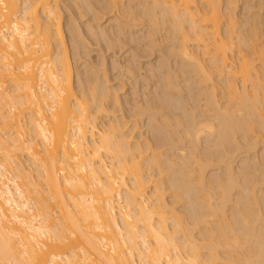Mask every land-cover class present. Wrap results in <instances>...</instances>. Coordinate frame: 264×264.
Returning <instances> with one entry per match:
<instances>
[{
	"label": "bare ground",
	"instance_id": "6f19581e",
	"mask_svg": "<svg viewBox=\"0 0 264 264\" xmlns=\"http://www.w3.org/2000/svg\"><path fill=\"white\" fill-rule=\"evenodd\" d=\"M32 1H34L33 4L30 0H0V109L5 110V113L0 110V264H217L218 262L219 264H264V207L257 200L258 196L255 199L256 192H253L257 180L254 183L245 182L246 184L239 182L240 190L237 191L238 194L235 192L236 199L233 197L235 201H232L235 203L233 205H235L236 214L233 211L231 218L226 220L222 216L221 209L227 201L229 202V198H232L230 192L232 193L235 187H239L235 185L236 179L234 181L231 175L232 178L225 177L228 178L225 181L216 176L217 180L214 178L208 181V179V182L204 183L205 185L207 182V187L202 186L204 181L201 171L206 165L199 164L200 166L196 168L199 169V175L193 176L197 170L188 169L191 167L189 160L181 158L179 164L186 161L189 163L185 162L188 168L184 169L186 166L183 163L184 167L180 166V171L176 169L175 172L180 175L166 189L169 187L172 191L171 205L182 201L185 208L188 206V210L179 214L175 213L173 207L170 208V204L163 199L165 191L160 190L163 187L160 181L163 179L159 177L155 184L160 182V187L159 185L157 187L153 184L152 178L145 175L142 169L146 165L154 166L157 167L156 171L159 169L165 174V171L171 168L168 174L172 175L170 172L174 165L171 164L172 161L167 160L171 164V167H167L168 163H160V156L156 155L159 153L154 154V151L150 153L153 155H148L149 158L142 156L143 151L138 152L139 143L137 142V147L136 144L131 143L129 135L124 132V124L118 120L109 122L108 126L106 124L104 127L97 128L95 113H100L105 105L103 102H97L96 99L99 100L100 97L102 101L101 97H106L107 94L102 93L96 97L97 90L94 91V86L91 87V93L89 88L88 92H84L85 89L81 91V96L76 95L72 86V66L62 41L60 24L54 22L57 19H54L56 12H54L53 2L52 0ZM148 1H150L148 2L150 7H144L147 4L140 0L142 4L138 2L141 6L137 7L139 9L141 7V12L144 13L138 14L135 11L138 15L132 16L134 12L130 14L129 11L134 9L133 5L131 9L129 4L130 7L127 8L130 10L128 9L129 13L126 14L127 8H124L123 4V7L121 6L122 2L108 0L115 10L120 4L117 8L118 18L121 17L120 20L126 18L127 22L129 21L127 24L130 23L132 28H136V22L139 21L143 26L141 20L145 18L146 27H154L150 31L155 32L157 17H168L160 18V20L169 19L171 22L168 27L172 32L167 34L172 36L173 42L169 44L173 48L170 45L172 49L168 50L164 47L166 51L164 49L162 51L167 53L171 50V55H176V59L170 57L171 61L173 60L172 63L177 60V62L185 63L184 65L195 66L197 71L192 69L197 72L194 73L199 75V81L202 82L197 81V84L199 82L204 88H210L203 91L204 88L201 89L202 86L198 84L200 92H203L201 94L205 93L204 97L206 92L210 91L207 98H204L206 100L204 106L209 107L212 104L215 108L211 106L210 108L213 110L203 107L204 110L201 108L202 111L198 112L196 108L200 109L203 105L200 107L195 105L196 108L193 105L194 108L190 107L191 109L189 105L187 107L191 112L196 110L195 112L201 114L204 112L207 115L208 113L216 115V119H219L216 130L222 142L218 151L225 149L228 152L231 149L227 148L233 139L231 137L228 147H224L223 139L227 137H222L223 135L233 136L240 123L246 126H244L246 133H250L255 123L264 126V112H260L255 107L254 97L252 95L253 99L250 100L251 96L248 92V88L252 87L256 95H264V42H257L260 35L257 30L264 28V12H261L264 0L253 2L255 4H250L249 0ZM239 1L246 5V14L243 13L244 11L239 17L235 14L240 20H244L241 26L236 23L235 12H233ZM77 11H79L78 8ZM98 15L100 14L96 17ZM242 15H245L242 17L244 19L240 18ZM42 18L46 21H42ZM122 24L124 25L118 26L124 29L126 23ZM235 24L239 26L236 29L238 28L240 37L234 29ZM242 27L244 29L240 30ZM157 28L156 31L159 32L161 29ZM107 32L111 33V31ZM153 34L149 35L153 38L155 36ZM167 34H164L166 39H168ZM115 35L117 38V34ZM76 37L78 40L79 36ZM115 41L119 40L115 39ZM236 44L240 47L236 48ZM173 52L175 53L172 54ZM165 55L170 56L168 53ZM168 58L166 59L169 60ZM183 63L182 67L186 69L187 66L184 68ZM173 67L175 68L176 64ZM182 67H176L177 70L172 69V72L181 73ZM129 70L131 73V67L127 69ZM193 70H189L191 75ZM186 72L188 73V70ZM168 73L169 71L166 74L169 75ZM155 75L157 78L158 75L156 73ZM184 75H177L181 77V85L186 84L188 80L183 78ZM170 77L167 79L172 81ZM181 79H184L186 83L181 82ZM6 80L14 84L12 87L14 89L11 88L13 91L21 92L14 91L17 94L13 95L11 89L7 91L8 88L4 86L6 90L3 87ZM215 80L226 83L228 93L232 98L240 101L245 111L243 114L245 117L239 118L236 124L232 123L231 118L227 116L229 110L224 111L218 105ZM164 81L163 75V84ZM239 82L242 90L238 87ZM166 83L164 86L167 85L168 89L176 85L168 80ZM187 84L184 85L185 88L191 86ZM164 86L162 85L163 88ZM184 86L179 88L180 91ZM171 89L174 90V88ZM200 92L196 95L198 96ZM87 93L90 99L86 96ZM208 97L212 98L213 103H210L211 100ZM179 99L170 101L171 105L173 102L172 107L177 110L176 112L181 108L187 109L184 105L186 103L181 105L184 100L180 102ZM90 101L92 104L94 102L99 104L96 109L91 108ZM7 106L9 109L5 108ZM160 107L162 108V105ZM163 107L161 109L157 106L164 112L161 111L162 114L158 115L161 116V123L162 119H168L165 113L168 108ZM168 110L170 113L171 108ZM185 111L181 112L185 114ZM188 111L186 115L190 114L189 118L192 116L190 120L188 118L191 124L188 125L189 123L186 122L188 127L184 121L178 123L183 120L179 119L180 114L176 115L179 121L176 119L175 123L181 127H184L182 124L185 125V130L183 128L182 131H185L186 138L196 146L201 142L199 140L205 131L210 133V137L217 122L214 121L215 116L211 119L210 114V119L208 116L207 118L216 122L215 124L206 120L205 117H203L204 121H201L200 116L205 114H198L197 117L200 115L198 117L200 120L197 121L195 113L191 114ZM23 112L29 114L24 118H27L25 120L29 122L28 125H31L29 128L32 127L34 130L33 138L22 137V134L28 130L27 122H25L24 130H27L23 131L24 133L21 131L25 125L20 122L19 115ZM171 113L170 118L175 116ZM170 121V119L169 122L163 121L164 124H162H171ZM207 136L206 140L209 139ZM34 138H37L35 139L37 142ZM217 138L216 141L213 139L216 143ZM213 142L211 139V143ZM225 142L227 143V140ZM207 145L205 147L208 149ZM25 153L26 156L28 155L27 158L32 159L30 163L32 167L36 166L35 169L32 168L35 172L37 171L36 174L31 173L29 166H26V169L23 168L24 165L22 167L23 160L20 161L18 156ZM223 153L227 154L222 152L219 156L224 158ZM185 156L188 155L185 154ZM205 157L204 161L210 159L209 156V159ZM194 160L196 163L199 162ZM261 165L262 163L259 167ZM252 166L255 164L253 163ZM261 169L264 170L260 168L259 171ZM225 170L229 169L225 168ZM160 172L158 174L162 176ZM227 172L222 175H227ZM164 174L163 176L168 175ZM261 175L264 176V174ZM168 178L165 179L168 181ZM170 180L172 179L169 178ZM258 180L260 182V179ZM151 183L154 185L153 190H150ZM215 196L218 201L220 200L218 204L211 202ZM191 199L197 204H194ZM119 219L123 226L119 224ZM235 225H237L236 228L238 227L237 232ZM192 229L200 230L199 233L205 236L203 238L207 242L198 244L192 239L190 233L180 240L178 233L184 230L192 231ZM202 248H206L207 253H203Z\"/></svg>",
	"mask_w": 264,
	"mask_h": 264
},
{
	"label": "rangeland",
	"instance_id": "374dc122",
	"mask_svg": "<svg viewBox=\"0 0 264 264\" xmlns=\"http://www.w3.org/2000/svg\"><path fill=\"white\" fill-rule=\"evenodd\" d=\"M21 1H23V0H21ZM30 1H31V4H33L34 1H32V0H30ZM116 1H118V3L122 2L121 6L123 4V6H125L124 8L130 7V5H131L130 8L133 9L132 8V5H133L134 11L133 10L129 11L130 14L132 12H134L133 14H131L132 16L136 15L135 11L138 14L144 13V12H141V7H140V9L138 8L139 6H141L138 4V2L142 4V2L145 1V4H147V5L144 7H150V5L148 4V2H150V1H148V0H142V2H140V0H116ZM52 2L54 5V12H56V14H55L56 16L54 17V19L55 18L57 19V21H54L53 19H52V21H54L55 24H57V23L60 24L59 28L61 30V35H62V39H63L62 41L64 42V47L66 48V53H67V56L70 58V59L69 58L68 59L70 60L69 62H70V65L72 66V67L70 66L72 73H73L72 74V77H73L72 78V86L76 92V95L79 94V96H81L80 92L81 91L83 92L84 89H85L84 92H88L89 88H90L89 93H91V89L94 86H95L94 91L95 90L98 91V89L101 88L100 89L101 92L98 91L99 94L97 91H95L97 93V96H96V93H95V96L98 97L99 95H102V93H103V95H105V94H107V95H106V97H104V96L101 97V98H103L102 101H101L100 97H99V100H98V98L96 99L97 102H99V103L103 102V104L105 105V107L103 108V110L100 113H95L94 119L96 121L97 128L99 129L102 126L104 127L106 124L108 126L109 122H113L115 120H118V122H122L124 124V127H125L124 132L127 135H129V137L131 139V143L133 145L136 144L135 145L136 147L139 145L140 148H138L139 149L138 152L140 151L142 153V151H143L142 156L149 158L148 155H150V156L153 155L150 153H152V151H154L155 152V153L153 152L154 154L159 153L156 155L160 156V158H159V160H161L160 163L162 162L164 164H167L168 161L169 162H170V160L172 161L171 164L172 163L174 164V165L172 164L173 165L172 170L170 171V172H172V175H171V173H170V175L168 174L169 173L168 171L171 168H168L169 170L166 169V166L171 167V164L168 163L166 166L164 165L165 170H167V172L165 171V174H168L169 176L165 175L163 172L161 173L158 169L157 171H159L162 174V176H160V174H158L159 172L157 173V171H156L157 167L155 168L154 166L150 167L149 165L148 166L146 165L142 169H143V173L145 175H148V176H150V178H152V180L154 181L153 184L155 186L158 187V185H159V187H160V182H162L161 185L163 187H161L162 189L160 188V190L165 191V193H164L165 196L163 197V199L165 200L166 203L170 204L169 205L170 208L173 207L175 213L179 214L181 212H185L188 210V206H186V208H185L184 202H182V201L176 202V203L171 205L172 199L170 197L171 196L170 193L172 191L169 189V187H168V189H166L167 186H169V184L171 186V183H173V181H175L176 178L179 177L180 173L178 174V172L176 173L175 171L181 169L180 166H182V168L184 167L183 163H185L186 161H182L183 162V163H181L182 165L179 164L181 162L180 161L181 158L184 160H187V161L189 160L190 164L187 162L186 163L191 166L190 167L188 165L190 167V168H188L187 164L185 163L184 165L186 167L184 169H186V168L194 169L195 168V170H197V172H194V175L192 172L193 176L199 175V172H198L199 169H196V168H198V166H200L201 164L206 165V166L204 165L205 169L203 167H201V169L203 168V170H202L203 172L201 171V173H202L201 176L203 175L202 177H203V181H204L203 184H201L202 186L206 185V187H207V182L210 181V179L214 180V178H215V180H217L219 177H220V179H222V180L224 179L225 181H227L229 177L232 178V176H233L232 179L234 181L236 179V182L238 181V184H236V182H235V185L236 186L239 185V187L238 186L235 187V189H233V191L231 189L232 193L230 192V194H231L230 197H232V198H229L231 201L230 200H229V202L227 201V203H225L221 209L222 216L224 219L229 220L231 218V214L233 213V211L236 214L235 205H233L234 202H232V201H235V199H236L235 192H236V194H238L237 191L239 192V190H240V183L241 184H243L245 182H247V183L253 182L254 183L257 180L258 182L257 181L255 182L254 188H253V192L254 191L256 192L255 193L256 196L254 193L253 194H254L255 199L257 198V196H258V198L260 197L259 199L257 198V200L260 201L261 206L264 207V202H262V201H264V180H262V179H264V176L261 175V174H264V172H262L264 170L261 169L262 171L261 170L259 171L260 168H264V161H261L262 159H264V126H260L256 123L253 124V127L250 129V133L248 132L249 133V135H248V133H246V131H245L246 128H244V126H245L244 123H240L239 127L236 128L233 136L231 134L223 135L222 137H227L226 139H223L224 140V143H223L224 147H228V145H229L228 141L230 142L231 137L233 139L231 144H230L231 147L229 146V148H227L228 150L229 149H231V150H229L227 152V150H225V149H224V151H222L223 149L221 148L222 152H226L228 154L227 155V154L223 153L224 158L221 155L220 156L222 158L219 156V154H221L222 152L220 150L218 151V149H220V147L222 145V142L220 140L221 138H219L220 135L218 134V131L216 130V129H218V127H217L218 121L217 120H219V119H216V115H212L213 113H211V114L208 113V115H207L206 113L202 112V114H205V116L204 115L203 116L199 115V116L202 117L201 121H204L203 117H205L206 120L208 118L210 119V117H211V119H214V118L216 119V120L214 119V121L217 122L216 126H214L216 128H214V130L212 131V134L214 133V136H216L215 139H214V136H212V134L209 137L210 133L209 132L206 133V131L204 132V134L201 135V137L203 139L201 138V140H199V141H201V142L203 141V142L202 143L200 142L199 145H197L198 144L197 143L195 146V144H193L190 140H188V138H186L185 131H184L185 125L188 127V125L191 124V121H189V120L192 117V116H190V118H189L190 114L186 115L187 111L189 110L187 105H189V108L190 107L194 108L195 105H197V106L199 105V107H200V105L201 106L203 105L202 107H200V109L196 108V106H195V108L198 110V112H199V110L202 111L203 107H204V109H207L208 106L207 107L204 106L205 105L204 102L206 101L204 98L205 97L207 98L208 92L210 93V91H209L210 88L209 87L204 88V86H202L203 84L201 85L202 82L199 81V79H200L199 75L195 74V73H197L195 66L192 67L193 65L192 66L184 65L185 63H183L181 61L177 62V60L172 63L173 60L171 61V58L172 57L175 58L176 55H174V56L171 55V53H170L171 50L167 51V53L170 54V56L165 55L167 53L166 52L164 53V50L166 51V49L169 50V49L173 48L172 45L169 44L170 42L171 43L173 42L172 36L170 37L171 34H169V35L167 34V33L172 32L171 28L168 27L171 24V22H169L170 21L169 19L163 20V19H167L168 17L167 18L163 17V16H160L159 18L157 17L158 20H156L157 25H155V32H152L150 30H152V28H154V27H152V28L148 27L147 28L146 27L147 23H144V22H146L145 18H143V20H141V21H143L144 27L141 26L142 22L140 24L139 23L140 21L136 22V25L138 26V27L136 26V28L135 27L132 28V26H130V23L127 24L129 21L127 22L126 18H122L123 19V20L121 19L123 21L122 22L120 20L121 17L118 18L119 14L117 13V8L119 7L120 4H118V7H116V10H115V7H113L111 5V3L108 2V0H52ZM107 2H108V4L109 3L110 4L108 5ZM249 2H250V4H252L253 2H255V3L258 2V0H249ZM255 3H253V4H255ZM75 4H77V5H75ZM105 4L108 5L107 6L108 8L106 7ZM136 4H138V5H136ZM110 5H111V7H110ZM135 5H136V8H135ZM242 5L243 4L240 3V1H239V3H237V6L235 7L236 9L233 10V12H235L234 13L235 19L237 20L236 23L239 24V26H241V22L244 21V20H240L238 18L239 15L242 14L241 13L242 11H244L243 13L246 14V9H245L246 5L245 4L243 6ZM109 7L111 9H109ZM144 7H143V9H144ZM77 8L79 11H77ZM130 8L125 9L126 14L129 13L127 11H128V9L130 10ZM239 8H240V10H239ZM242 8L244 10H242ZM252 10H254V9H252ZM261 10H262L261 12H264V7H262ZM101 11H103V12H101ZM115 11H116V13H115ZM97 14H100V15H98L96 17ZM116 14H117V17H116ZM235 14H238L237 15L238 17ZM249 14H247V15L249 16ZM158 15H159V13H158ZM244 16L242 15L240 18H242ZM160 18H163V19L160 20ZM114 19L117 22L119 19V22H118L119 24ZM242 19H244V18H242ZM43 20H44V18H42V21ZM45 21L46 20H44V22ZM113 21H115V23ZM136 21H138V20H136ZM238 21H240V22H238ZM124 22L126 23L125 25L128 26V28H125L126 26H124V29H129L130 31L127 30V32H126V30L119 27L120 24L124 25V24H122ZM237 24H235L234 29H236V27L238 26ZM156 26L157 27L160 26V28H157ZM129 27H131V28H129ZM243 27L240 30L244 29ZM156 28L159 30L161 29V30L160 31L158 30L159 32H157ZM121 29H122V31H121ZM139 29H141V30L138 31ZM72 30H73V32H72ZM236 30L238 31V32L236 31V34L238 33V36H239L238 28ZM107 31H111V33L107 32ZM146 31H148L150 33L146 32ZM153 31H154V29H153ZM257 31L260 34L257 42H264V28L258 29ZM132 32H133V34H132ZM151 32L154 33L153 36L155 35L153 38L151 37V35H149V34H152ZM107 33H109V34H107ZM115 34H117V38H119V39L115 38L116 37ZM164 34H167L170 37V39H169V37L167 36V38L170 41H168V39H166V37H164ZM72 36L73 37L75 36L74 37L75 39H73ZM76 36H79L78 40L76 39L77 38ZM149 36L151 37V39H153V41L150 39ZM236 37H237V35H236ZM114 38L116 40H119V41H115ZM245 39H246V37H245ZM113 41H115L116 43L115 42L113 43ZM120 41H121V44H120ZM150 41H152V43H151L152 45L150 44ZM235 41H236V39H235ZM170 45L172 48H170ZM237 46L238 45L236 44V48H237ZM75 47H77V48H75ZM239 47H240V45L238 46V48ZM60 49L62 50L61 46H60ZM162 49H164V50L162 51ZM243 49H246V48H243ZM174 53L175 52H173L172 54H174ZM166 58H168L169 60H167ZM163 60H165V61L167 60L166 62L167 63L171 62V64L168 65ZM182 63L184 65V68H186L185 66H187L188 69L187 68L183 69ZM172 64L173 65L176 64V67H178V68L182 67L183 70L180 69L181 73H179V71H177V73H175L176 71L172 72V69L177 70V68L176 67L174 68ZM177 64H179V65H177ZM129 65L131 67V73H130V70L127 71V69H130V67L128 68ZM169 68H171V69H169ZM192 68L195 69L196 71H194ZM187 70H188V73L186 72ZM189 70H191V71L193 70V72H191L193 75H191L189 73L190 72ZM149 71H151V73ZM168 71H169V73H168L169 75L166 74ZM170 71H171V73H170ZM155 73L158 75L157 76L158 79L155 78V76H156ZM184 73L186 76L187 75L188 76L185 77ZM152 74L154 76H152ZM161 74L164 75V79H165L164 84H167L166 83L167 80L170 83L172 82V84H173V82H174V84L176 83L175 86H173V87L170 86L171 88H174V90L171 89L170 87L169 88L171 90L168 89L167 85L164 86L163 75H161ZM182 74L184 75V77H183L184 79L185 78L188 79V80L186 79L187 83H189V81H191L190 84H187L186 81H184V79L183 80L181 79V82L184 81L187 84V86L191 85V86H188V87H190V90H188L187 86H186L187 88H185L184 85H186V84L181 85V83H180L181 77L179 78V76H181ZM177 75H179V76H177ZM196 75H197L198 79L195 77ZM170 76H172V77H170ZM167 77L168 78L170 77V80L171 79H173V80L169 81V79H167ZM195 81H196V83H195ZM197 81L201 82L200 84L198 82V84L200 86H202L201 89L204 88L203 91L209 89L208 92L205 91L207 93L205 97H204L205 93L201 94L202 91L200 92L201 89H199L200 86L197 84ZM214 82H215L216 87H217L216 88V94L218 93L216 100H218V103H219L218 105L221 106V107L219 106L220 109L223 108L224 111L229 110L227 112V116L229 118H231L232 123L236 124L238 122L237 120L239 118L245 117V116H243L245 111L242 109V107L240 105V101L236 98H232V96L228 93L227 85L224 81L221 82L219 80H215ZM9 83L10 82L6 80V83L3 85V87L6 86L8 88V90H7V88L4 87L7 91H9L14 86V84L12 85V83H10V84ZM178 83H180V84H178ZM237 84H238L239 89H241V83L239 82ZM82 85H84V86H82ZM100 85H101V87H100ZM162 85L166 89L163 88ZM179 85H180V87H179ZM182 86H184V87L180 91L179 88H182ZM248 86H250V84H248ZM87 88H88V90H87ZM191 88H192V90H191ZM12 89H14V88H12ZM198 89H199V91H198ZM249 90L251 91L252 87L248 88V92L250 93V96H251L250 100H252L254 97L253 100H255V105H256L255 107L260 112H264V106H262V105H264V95H262V94H260L262 96L256 95L253 92V90L251 92ZM14 91L12 90L11 94L14 95V94H17L15 92H19V93L21 92L20 90L15 91V92ZM94 91H93V93H94ZM106 91H107V93H106ZM198 92H200L199 94L203 95V96H200L199 94L197 96L196 94ZM89 93H87L86 96L90 99V96H88ZM178 95H179V98H181V99L177 98ZM252 95H253V97H252ZM175 98L179 99L180 102H181V100L186 101V102L183 101L181 105L186 103L184 105L187 107L188 110L183 109V108L180 109L181 111L187 110V111H185L186 112L185 114L183 112H181L180 110L178 112H176L177 110H175L174 107H172ZM208 98H210V97H208ZM209 100H211L210 103H213L212 98H210ZM170 101H173L172 105H171ZM97 102H94V104H92V102H91V104H92L91 108L93 110L96 109V107L99 105ZM161 105H162V108L160 107ZM157 106H159V108H161V109L164 108L163 106L166 107L165 109L171 108L170 113H171V111L173 113V114L171 113V115L176 116L177 114L178 115L180 114L181 116H179V117H181V118H179L178 116H176V118H175V116L170 118L169 117L170 113L168 112L169 110L167 109V111L165 110V113H166V115H168V119H166V120L162 119V123H163V121H164V123H165V121L169 122V119H170L171 124L168 123V125H163L164 123L162 124L161 120H160L161 116H158V115L162 114L163 110H161L162 111L161 112L160 109L157 108ZM210 106L212 107V104L209 105L208 108H210ZM5 108L9 109L8 106ZM212 108H210V109H212ZM8 109H6V110H8ZM17 109H18V107H17ZM239 109H241V111ZM0 110H2V113H3V111L5 113L4 109H0ZM158 110H159V112H158ZM17 111H15V113H18ZM195 111L191 112L189 110L188 113H191V114L195 113L196 117L198 114H201V113H198ZM13 112L14 111H12V113ZM174 112H175V114H174ZM215 112H216V110L214 111V114H215ZM0 113H1V111H0ZM27 113L23 112V114L21 113L19 115L20 116L19 118L21 119L20 122H22L23 124L25 122H27V120H25L27 118H24V117L29 116V114L27 115ZM167 113H169V114H167ZM209 114H210V117H209ZM25 115H27V116H25ZM21 116L24 118V122H23V118ZM207 116H208V118H207ZM198 117H197V121L200 120V118L198 120ZM212 117H214V118H212ZM178 118L183 119V120H180V122H178V123H183V121H184V123L188 122L189 124L188 125H187V123L185 125L182 124V126H184V127H181L179 124L176 125L175 122L177 120L179 121ZM188 118H189V120H188ZM0 121H1V119H0ZM214 121L211 120L210 122L215 124L216 122H214ZM28 124H29V122H27V125ZM29 126H31V125L27 126L28 127L27 128L28 130L26 129L27 132H26V130H24V128H26V125L21 130L22 133H24L23 131L26 132V133H24L25 135L22 134L23 135L22 137L24 139H29L28 137H31V138L35 137L34 136L35 135L34 130L32 129V127L29 128ZM183 128H184V130H183L184 132L182 131ZM214 131H217V132H214ZM204 135H205V137H204ZM206 136H207V139L209 138L208 140H206ZM216 138H217V143H219V145L221 143L220 146L215 142ZM35 139L37 140V138H34V140ZM211 139H212V142L215 140L214 141L215 143L214 142L211 143ZM205 140H206V142H204ZM226 140H227V143L225 142ZM137 142L139 143L138 145H137ZM204 143H205V145H204ZM215 144H217L216 147H215ZM206 145L208 146V149L210 151L205 147ZM210 145H211V148H209ZM40 147H42V145ZM160 153H161V155H160ZM180 153L182 155H184L183 157H185V158L188 157V158L187 159L183 158ZM185 154L188 156H185ZM178 156L179 157L181 156V157L179 158ZM204 156H206L208 159L210 157V159L209 160L206 159V161H204L205 160V159H203ZM19 157H21V158H19ZM27 157H28V155L26 156V153L24 155L19 154L18 159L20 161L23 160L22 161V163H23L22 167L24 165L23 168L26 169V166L27 167L29 166L30 171H32L31 173L36 174L37 171L36 172L34 171L36 166L33 165L34 169H32L33 167L30 164V163H32V161H31L32 159H30V157L29 158H27ZM190 157L193 159H191ZM190 159H191V162H190ZM194 159L198 160L199 162L196 163V161ZM258 161H260V163ZM253 163L255 164V166H252ZM261 163H262V165H261V167H259ZM161 165H163V164H161ZM226 165H228V166H226ZM255 167H257V168H255ZM161 168H162V166H161ZM225 168L229 169V170H227L228 172L225 170ZM254 168H255V170L257 169L258 171L256 172L254 170ZM192 171H194V170H192ZM225 171L227 172V175L224 176L222 174H225L226 173ZM229 173H230V175H229ZM255 173H256V175H255ZM259 173H261V174L259 175ZM163 174L166 177L163 176ZM216 176L217 177L219 176V177L216 178ZM159 177H161L163 180L162 181L159 180L160 182L158 184H155L158 182ZM168 177L172 180L169 181ZM225 177H228V178H225ZM255 177H257V178H255ZM165 178L166 179L168 178V181ZM258 179H260V182ZM163 181L164 182L166 181L165 184ZM205 181H207V182L204 185ZM256 183L258 185H256ZM153 184L152 183L150 184L151 185L150 190H153L152 189L154 187ZM11 186H13V185L11 184ZM202 186H198V187L200 188ZM253 194H252V196H253ZM233 197H235V199H233ZM191 201L194 202V204H197L195 200L191 199ZM211 202L214 204H218V202H220V200L218 201L217 196H215V197H213V199H211ZM255 206H254V208H255ZM119 224L121 226H123V223L120 219H119ZM236 226L237 225H235V228H236ZM188 228H191V226H188ZM237 228H236V232H237ZM199 231H198V229H192V231L184 230L182 233H178V236L180 235L179 236V237H181L180 240H182L183 237H186L190 233V234H192L191 235L192 239H194L195 242H197L198 244L201 243L200 245H202L203 243H206L207 240L203 238L205 236H202L199 233ZM201 251L203 253H207L206 248H202ZM219 263L220 262H218L217 264H219Z\"/></svg>",
	"mask_w": 264,
	"mask_h": 264
}]
</instances>
